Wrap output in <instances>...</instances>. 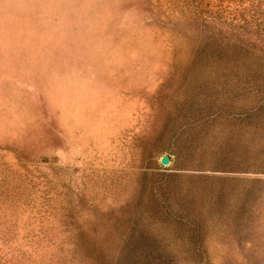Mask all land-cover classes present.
Instances as JSON below:
<instances>
[{
    "label": "rangeland",
    "instance_id": "rangeland-1",
    "mask_svg": "<svg viewBox=\"0 0 264 264\" xmlns=\"http://www.w3.org/2000/svg\"><path fill=\"white\" fill-rule=\"evenodd\" d=\"M0 264H264V0H0Z\"/></svg>",
    "mask_w": 264,
    "mask_h": 264
},
{
    "label": "water",
    "instance_id": "water-1",
    "mask_svg": "<svg viewBox=\"0 0 264 264\" xmlns=\"http://www.w3.org/2000/svg\"><path fill=\"white\" fill-rule=\"evenodd\" d=\"M168 160H169V158H168L167 155H161V156L159 157V162H160L161 164H165V163H167Z\"/></svg>",
    "mask_w": 264,
    "mask_h": 264
}]
</instances>
